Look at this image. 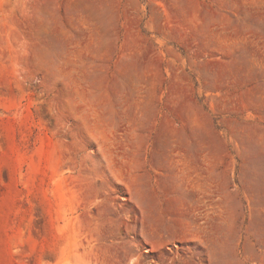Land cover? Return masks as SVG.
Returning a JSON list of instances; mask_svg holds the SVG:
<instances>
[{
    "label": "rangeland",
    "instance_id": "obj_1",
    "mask_svg": "<svg viewBox=\"0 0 264 264\" xmlns=\"http://www.w3.org/2000/svg\"><path fill=\"white\" fill-rule=\"evenodd\" d=\"M0 264H264V0H0Z\"/></svg>",
    "mask_w": 264,
    "mask_h": 264
}]
</instances>
